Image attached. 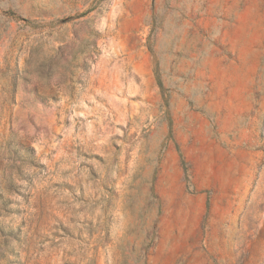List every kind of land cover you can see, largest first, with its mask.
Segmentation results:
<instances>
[{
	"label": "rangeland",
	"instance_id": "obj_1",
	"mask_svg": "<svg viewBox=\"0 0 264 264\" xmlns=\"http://www.w3.org/2000/svg\"><path fill=\"white\" fill-rule=\"evenodd\" d=\"M0 264H264V0H0Z\"/></svg>",
	"mask_w": 264,
	"mask_h": 264
}]
</instances>
